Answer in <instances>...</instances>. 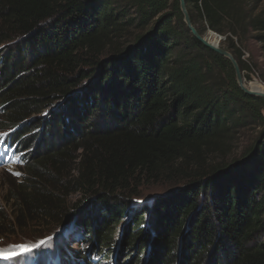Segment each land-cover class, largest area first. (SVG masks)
Instances as JSON below:
<instances>
[{
	"label": "trees",
	"instance_id": "trees-1",
	"mask_svg": "<svg viewBox=\"0 0 264 264\" xmlns=\"http://www.w3.org/2000/svg\"><path fill=\"white\" fill-rule=\"evenodd\" d=\"M185 4L246 78L243 49L264 52V10ZM0 52V110L16 129L2 140L30 148L9 192L15 227L74 218L113 264L133 250V264H264V99L191 36L178 0H0ZM246 128L259 131L240 144ZM145 186L172 190L134 209L115 251L111 228Z\"/></svg>",
	"mask_w": 264,
	"mask_h": 264
},
{
	"label": "rangeland",
	"instance_id": "rangeland-1",
	"mask_svg": "<svg viewBox=\"0 0 264 264\" xmlns=\"http://www.w3.org/2000/svg\"><path fill=\"white\" fill-rule=\"evenodd\" d=\"M246 1H248L253 14H260L264 10V0ZM151 25L152 24L146 27L145 30L149 29ZM132 31L133 34H138L142 30L132 29ZM219 36L223 37L221 35ZM203 37L210 41H216L219 45L221 41H223H219L210 31L205 32ZM260 46L261 44L255 41H249L243 49L241 59L248 67V69L243 72L246 76V78H244L245 84L250 85L252 83H258L263 91L264 52L261 51ZM1 54L2 52H0V55ZM83 88L84 87L77 89V92L83 90ZM52 109H54V106L49 108L43 107L38 114L32 115L30 119L44 116ZM15 130L16 129H13L11 125L5 122V113L0 110V226L3 224V227L5 228V230H0V249H6L11 252L15 251L19 245H38V247H33L30 252L15 255L12 259H0V264H67L69 262L71 264H78L79 255L85 257V254L88 253V250H91L92 247L87 239H85L84 232L76 226L74 218L66 221L61 226L49 224L47 226L46 224L43 228L37 226L40 223L43 224L42 221L34 222L32 225L27 224V226L23 228H19L18 226L15 227L14 223H12L14 216H16V210L12 205L13 199L9 197V192L16 188L19 182H22L24 177L23 170L25 168V153L30 151V148H27L28 146H22L20 148V146H14L12 143L3 142L2 137ZM258 131V128H246L245 130L240 131L238 134L240 144H245L246 141L253 140ZM35 141L36 140H34V143ZM26 154H30V152ZM171 190L165 187L156 186H145L139 189L138 192L140 196L132 200L133 205L131 206V212L123 218L120 224L111 228L113 229L110 231L112 234L111 243L113 246L112 248L115 247V251L118 249V245L121 242L122 231H124L125 228L128 229V226L129 230H132L133 228V225L131 223L129 225V222L132 218L134 209L143 205L150 207L157 197L162 196L164 193ZM78 198L79 195L77 193L72 194L67 200V204L74 203ZM41 241H45V243L42 244ZM148 242L149 241H147V243ZM141 245L143 246L142 242L139 244L138 248L141 247L142 250ZM147 247L148 245L145 250L142 251L147 253ZM139 250L140 249H137V251ZM129 254H133V261L131 264L135 263L138 253H134L133 250L129 252ZM129 254L128 252H122L120 260L123 263H126L130 257ZM90 255L91 259L98 262L100 257L96 256L93 251H91ZM102 264H113V259L112 261H103Z\"/></svg>",
	"mask_w": 264,
	"mask_h": 264
},
{
	"label": "water",
	"instance_id": "water-1",
	"mask_svg": "<svg viewBox=\"0 0 264 264\" xmlns=\"http://www.w3.org/2000/svg\"><path fill=\"white\" fill-rule=\"evenodd\" d=\"M178 3H179L180 12L183 16V22H184L186 28L189 30L191 36L202 46V48L209 50V51L217 54L218 56L225 58L226 60H228L230 62L231 66L234 70L236 84L239 87V89L245 95L250 96V97H254V98L264 99V90L263 91L252 90L248 85L245 84V80L242 76V73H241L239 67H238V64L229 52H227L223 48L219 47L218 42L210 41L209 39L198 34V32L196 31V29L193 27V25L191 23L190 17L188 15V12L186 9L185 0H178ZM211 33L214 34L217 38L220 37L216 33H213V32H211Z\"/></svg>",
	"mask_w": 264,
	"mask_h": 264
},
{
	"label": "snow or ice",
	"instance_id": "snow-or-ice-1",
	"mask_svg": "<svg viewBox=\"0 0 264 264\" xmlns=\"http://www.w3.org/2000/svg\"><path fill=\"white\" fill-rule=\"evenodd\" d=\"M41 243H45V241H41ZM33 247H38V245H19L17 246L15 251H9L6 249H0V259H12L15 255L22 254L24 252H30Z\"/></svg>",
	"mask_w": 264,
	"mask_h": 264
},
{
	"label": "clouds",
	"instance_id": "clouds-1",
	"mask_svg": "<svg viewBox=\"0 0 264 264\" xmlns=\"http://www.w3.org/2000/svg\"><path fill=\"white\" fill-rule=\"evenodd\" d=\"M211 32V31H210ZM224 41V40H223ZM91 251H92V249L91 250H88V253H86L85 255V259H88V261H89V263L90 264H98L99 262H101V264L103 263L102 262V259L101 258H99V260H98V262H96V261H94L93 259H91ZM94 253V252H93ZM95 254V253H94ZM96 256H98L97 254H95ZM98 257H100V256H98ZM90 258V259H89ZM79 263H81V262H79Z\"/></svg>",
	"mask_w": 264,
	"mask_h": 264
},
{
	"label": "bare ground",
	"instance_id": "bare-ground-1",
	"mask_svg": "<svg viewBox=\"0 0 264 264\" xmlns=\"http://www.w3.org/2000/svg\"><path fill=\"white\" fill-rule=\"evenodd\" d=\"M214 35V34H213ZM215 36V35H214ZM213 37V36H212ZM216 37V36H215ZM217 38V37H216ZM212 41V40H211ZM252 90L262 91L261 86L258 83H252L248 85Z\"/></svg>",
	"mask_w": 264,
	"mask_h": 264
},
{
	"label": "built area",
	"instance_id": "built-area-1",
	"mask_svg": "<svg viewBox=\"0 0 264 264\" xmlns=\"http://www.w3.org/2000/svg\"><path fill=\"white\" fill-rule=\"evenodd\" d=\"M218 40L221 41V40H224V38L223 37H219Z\"/></svg>",
	"mask_w": 264,
	"mask_h": 264
}]
</instances>
